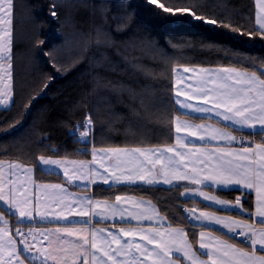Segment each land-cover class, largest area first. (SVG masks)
Returning a JSON list of instances; mask_svg holds the SVG:
<instances>
[{
  "label": "snow or ice",
  "instance_id": "snow-or-ice-1",
  "mask_svg": "<svg viewBox=\"0 0 264 264\" xmlns=\"http://www.w3.org/2000/svg\"><path fill=\"white\" fill-rule=\"evenodd\" d=\"M256 3L259 11L255 26L251 28L227 18H218L200 0H188L187 3L163 0L158 7L175 18L165 17L166 23L202 22L241 37H258L264 41V0H256ZM147 4H157V0H147ZM51 7V15L56 17V5ZM177 13H187L189 20L182 15L177 17ZM13 24L14 0H0V106L5 110L14 104ZM118 30L122 29L118 26ZM44 43L43 39H37L34 47ZM92 43L96 47L108 46L107 41L99 39V31ZM43 54L51 56L52 52ZM53 67L57 66L53 64ZM57 70L61 69L57 67ZM172 72L175 81L171 88V102L178 107L167 122L176 134L174 145L93 146L90 161L53 158L45 154H38L36 159L41 166L62 169L69 184L80 180L85 188L97 182L105 185L171 186L173 181H187L201 185L200 189L185 187L181 195L192 193L221 207H232L244 213L247 219H234L235 214L219 216L206 211L196 215V208H184L187 213L185 219L221 226L233 237H240L244 246L221 235H213L212 229L202 228L199 249L196 250L183 227L167 222V217L161 215L151 201L132 195H116L114 202H109L92 196H76L63 185L54 183L36 186L44 194L43 202L38 195L34 200L30 199L29 188L17 173L27 177V182L31 183L33 167L20 160L0 159V202H3L0 209L10 216L18 214L20 217L13 228L0 211V264H26V261L28 264L37 261L39 264H184L185 261L189 264H264V139L260 142L245 139V136L264 137V61L257 66L255 60L245 57L214 68L180 65ZM183 73H192L195 77L193 82L186 83L192 77H185ZM43 87L47 88L48 84ZM196 120L211 122L196 123ZM9 123L6 121L0 127ZM94 126L95 120L88 114L85 122L72 134L89 143ZM244 129L248 131L236 134L237 130ZM191 137L199 143L189 139ZM185 148L188 151H182ZM5 166L9 170V178L5 177ZM213 185L217 189L239 188L241 196L254 192L255 212L251 213L244 207L241 196L231 201L203 190ZM124 204L140 210L123 207ZM74 216H91L114 223L108 227H90L92 220L89 219L76 225L69 220ZM36 217L41 221L58 223L42 228L28 226L27 232L23 231V221L31 222ZM253 217L254 224L248 223ZM117 218L120 225L127 226H116ZM145 221L149 223L145 225ZM255 224L260 227L256 228ZM112 227H116V231H112Z\"/></svg>",
  "mask_w": 264,
  "mask_h": 264
},
{
  "label": "trees",
  "instance_id": "trees-1",
  "mask_svg": "<svg viewBox=\"0 0 264 264\" xmlns=\"http://www.w3.org/2000/svg\"><path fill=\"white\" fill-rule=\"evenodd\" d=\"M162 2L14 0V104L7 110L0 107V125L10 122L0 127V159L30 164L40 181H61L59 175L41 171L36 156H77V149L88 144L70 132L82 125L88 114L95 120L92 146L169 144L173 129L167 121L177 108L171 102L174 67L226 65L245 57L255 60L257 66L264 61V41L258 37L249 39L191 22L187 13H177L189 20L187 23H166L165 17L175 18L158 7ZM200 2L220 19L246 28L255 26V0ZM53 4L56 17L51 15ZM98 31L99 39L108 42L106 48L92 43ZM37 39L45 43L34 47ZM48 51L51 56L43 54ZM80 154L87 156L86 152ZM183 187L96 186L94 194L110 198L132 193L149 198L173 225L192 230L182 210L192 202L181 199ZM216 194L228 200L241 196L240 191ZM241 197L244 207L251 210V197Z\"/></svg>",
  "mask_w": 264,
  "mask_h": 264
},
{
  "label": "crops",
  "instance_id": "crops-1",
  "mask_svg": "<svg viewBox=\"0 0 264 264\" xmlns=\"http://www.w3.org/2000/svg\"><path fill=\"white\" fill-rule=\"evenodd\" d=\"M259 11L258 9V6H257V3H256V0H255V18H256V14L257 12ZM178 67V66H177ZM187 67H208V68H214L216 66H187ZM180 72H182V68L179 69ZM183 76L185 77H192V79H189L186 81V83H192L193 80L195 79V77L193 76L192 73H183ZM172 79H173V84H174V81H175V78H174V74L172 76ZM183 86V85H181ZM183 98V97H181ZM178 107V106H176ZM196 123H210L211 121L209 120H196L194 121ZM248 130L244 129V130H237L236 134H241V133H246ZM175 132H174V129H173V141L169 144H175ZM259 137V140H256V137H248V136H245V139L247 140H252V141H255V142H260L261 139H264V137ZM191 140H193L195 143H199V141H196L195 140V137H191L189 138ZM120 147H124V146H120ZM127 147H133V146H127ZM96 148H100V147H96ZM91 150H92V147H90L89 151L86 153L87 156H84L82 154H78L77 156L75 157H67L69 160H77V161H81V160H84V161H90L91 160ZM182 151H188L187 148L185 149H182ZM168 155H171V154H168ZM38 165H39V168L41 171L45 172V173H53V174H56V175H59L61 177V181H58V182H54V181H40L38 179H36V175H35V170H33V174H32V182L31 183H28L27 182V177L23 176L21 173H17V175L20 176V180L21 182L25 183V185L29 188V193H30V199H35V197L38 195L41 199V202H43L44 200V194L39 192L38 189H37V185L38 184H54V183H59L61 185H63L64 187H66L70 192H73L76 196H92L96 199H107L109 200V202H114V198L116 195H132V196H135L137 197L138 199H143L145 201H151L152 204H154L160 211L161 215L167 217L160 209V207L151 199L149 198H146V197H142V196H138L136 194H132V193H119V194H116L115 196L113 197H110V198H105V197H99V196H96L94 194V188L96 186H104V187H134V186H144V187H164V188H170V187H173V186H176V185H183L184 187L181 189L180 191V197L182 200H185V201H190L192 202L191 204V207L190 208H196L197 209V212H196V215H199L200 211H206V212H215L216 215H219V216H228V215H233V214H230V213H237L238 215H241V216H235L233 215V218L234 219H247V217L245 216L244 213H239L237 212L236 209L232 208V207H221L219 205H216L214 204L213 202L211 201H205L202 197L198 196V195H195V194H192V193H189L187 195H181L182 192H184V188L185 187H188L190 189H200L202 188L201 185H192V184H189L187 181H173V184L171 186L169 185H164V184H157V185H153V186H145V185H116V184H110V185H105L103 183H99L97 182L95 185H90L88 186L87 188L84 187V182H81L80 180H76L74 181L73 183L69 184L68 181H67V177H65L63 175V170L62 169H56L54 167H45V166H41L38 162ZM91 167L95 168L97 167L96 165H91ZM34 169V168H33ZM74 171V170H73ZM101 172L103 171L102 169L100 170ZM8 172L9 170L7 169V167L5 166V177L9 178L8 177ZM12 179H15V177H11ZM204 191H207L209 193V195H217L219 198L221 199H225V198H222L220 197L218 194H216V191H240L241 190L239 188H220V189H217L216 186H212L211 188H204L203 189ZM245 194H247L248 196L251 197L252 199V208L251 210H249V212L251 213H254L255 212V207H256V197H255V193L254 192H246ZM237 198V197H236ZM242 198V197H241ZM225 200H228V199H225ZM231 201H235V200H231ZM3 202H0V205H2ZM205 206L206 208H202V206ZM123 207H126V208H130L132 210H135V211H139L140 209H137L135 208V206L133 205H128V204H124L122 205ZM6 208V206H4ZM56 211H59V208H56L55 209ZM0 211H3V209H0ZM49 211H51V209H49ZM97 211H99V209H97ZM3 214H4V218L7 219L9 221V224L10 226H12L13 228L15 227L14 225H17V221L20 219L19 215L16 214V215H12L10 216L8 214L7 211H3ZM185 214V213H184ZM11 217L14 219L12 221ZM91 219L92 220V224L90 225V227H108L110 225H113V221H100L99 218H95V217H91V216H88V217H79V216H74V217H70L69 220L71 221V223L73 224H76V225H80L82 223H84L85 221ZM188 221V220H187ZM254 221H255V217H253L252 219H249L248 220V223L250 224H254ZM167 222L169 223H172L169 218L167 217ZM190 223V225L193 227L192 230L191 228H188V227H184V226H178V227H183L185 229V231L188 232L189 234V240L193 243V247L194 249L198 250L199 249V245H198V241H199V232L201 231L202 228H206V229H212L213 230V235H221L223 238H226V239H229L231 242H234V243H237L238 245L240 246H244L243 245V241L241 240H238V239H235L233 237L232 234L228 233L227 229H224L222 228L221 226H218V225H215V224H210V223H207L205 222L204 224H200L199 222H193V221H188ZM58 222L56 221H41L39 219V217H36L33 221L29 222L27 220L23 221V225L24 227H28V226H32V227H49V226H52L54 224H56ZM59 223H63V222H59ZM133 224H135L136 222L133 221L132 222ZM149 222L148 221H145L144 224L147 225ZM115 224L116 226H127V225H120L119 224V218L116 219L115 221ZM175 226V225H173ZM255 227L256 228H259L260 225L259 224H255ZM112 231H116V227H112L111 228ZM220 231V232H219ZM72 239H75L74 237ZM18 247H21V245H18ZM149 247H151V245H149ZM35 250L33 249V252ZM25 255H30V254H27L25 253ZM35 264H39V261L35 262ZM49 264H51V262H49ZM184 264H189V262L185 261Z\"/></svg>",
  "mask_w": 264,
  "mask_h": 264
},
{
  "label": "built area",
  "instance_id": "built-area-1",
  "mask_svg": "<svg viewBox=\"0 0 264 264\" xmlns=\"http://www.w3.org/2000/svg\"><path fill=\"white\" fill-rule=\"evenodd\" d=\"M77 126H79V125H76V126L74 127V129H75ZM74 129L71 130L70 135H71L72 137H74L75 139L79 140L76 136H74V135L72 134ZM88 140H89V142H92V135L88 138ZM79 150H80V151H83V148H80ZM184 208H187V207H183V209H184ZM186 216H187V213H186ZM22 230L25 231V232H27V229H25V228H22ZM235 238L241 240L240 237H235Z\"/></svg>",
  "mask_w": 264,
  "mask_h": 264
},
{
  "label": "rangeland",
  "instance_id": "rangeland-1",
  "mask_svg": "<svg viewBox=\"0 0 264 264\" xmlns=\"http://www.w3.org/2000/svg\"><path fill=\"white\" fill-rule=\"evenodd\" d=\"M0 107H2V106H0ZM3 108V107H2ZM7 178V177H6ZM26 264H28V261H26Z\"/></svg>",
  "mask_w": 264,
  "mask_h": 264
}]
</instances>
